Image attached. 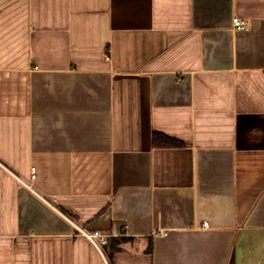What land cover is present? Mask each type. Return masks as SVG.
<instances>
[{
  "label": "crops",
  "instance_id": "crops-1",
  "mask_svg": "<svg viewBox=\"0 0 264 264\" xmlns=\"http://www.w3.org/2000/svg\"><path fill=\"white\" fill-rule=\"evenodd\" d=\"M0 264H264V0H0Z\"/></svg>",
  "mask_w": 264,
  "mask_h": 264
},
{
  "label": "built area",
  "instance_id": "built-area-1",
  "mask_svg": "<svg viewBox=\"0 0 264 264\" xmlns=\"http://www.w3.org/2000/svg\"><path fill=\"white\" fill-rule=\"evenodd\" d=\"M233 26L235 29L242 31L249 28V22L245 19H242L240 17H236L233 19ZM35 175L33 174V178ZM204 227H208V224L205 223ZM161 234L164 235V232L161 231ZM88 239H90L93 244L103 253V248L109 244V236L104 235L100 232H93V233H86L85 234Z\"/></svg>",
  "mask_w": 264,
  "mask_h": 264
},
{
  "label": "trees",
  "instance_id": "trees-1",
  "mask_svg": "<svg viewBox=\"0 0 264 264\" xmlns=\"http://www.w3.org/2000/svg\"><path fill=\"white\" fill-rule=\"evenodd\" d=\"M154 143L162 148H174L181 146L180 142L170 137H167L164 134H156L154 137Z\"/></svg>",
  "mask_w": 264,
  "mask_h": 264
}]
</instances>
